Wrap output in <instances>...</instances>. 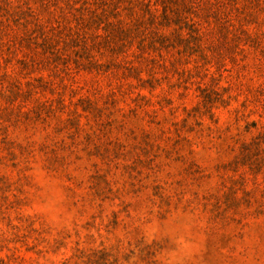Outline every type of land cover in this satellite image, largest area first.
Listing matches in <instances>:
<instances>
[{"label":"rangeland","instance_id":"1","mask_svg":"<svg viewBox=\"0 0 264 264\" xmlns=\"http://www.w3.org/2000/svg\"><path fill=\"white\" fill-rule=\"evenodd\" d=\"M0 264H264V0H0Z\"/></svg>","mask_w":264,"mask_h":264}]
</instances>
